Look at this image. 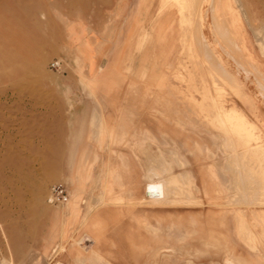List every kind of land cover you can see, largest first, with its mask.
I'll return each instance as SVG.
<instances>
[{"label":"rangeland","instance_id":"rangeland-1","mask_svg":"<svg viewBox=\"0 0 264 264\" xmlns=\"http://www.w3.org/2000/svg\"><path fill=\"white\" fill-rule=\"evenodd\" d=\"M138 6L147 10L137 26ZM169 13L174 50L197 47L212 83L219 82L209 102L196 103L200 109L210 103L216 113L223 111L225 78L256 87L250 74L264 87V0H0V264H103L89 242L82 240L83 248L75 243L84 234L70 235L63 227L65 206L50 205L46 197L52 184L62 182L70 199L83 151L91 161L85 140L93 133L103 136V120L114 131L112 144L121 146L134 123L156 109L154 95L160 92L154 77L170 79L168 54L162 53L170 44L150 25L156 15ZM56 59L59 70L50 67ZM179 77L186 93L191 81ZM162 90L167 97L168 87ZM177 98L186 104L184 94ZM233 117L227 118L229 126L249 136ZM209 224L204 230L184 227L172 244L164 239L170 220L163 227L147 223V244L131 240L135 261L116 264H264V245L250 244L258 241L251 234L243 239L245 231L234 229L230 240L246 245H231Z\"/></svg>","mask_w":264,"mask_h":264},{"label":"crops","instance_id":"crops-1","mask_svg":"<svg viewBox=\"0 0 264 264\" xmlns=\"http://www.w3.org/2000/svg\"><path fill=\"white\" fill-rule=\"evenodd\" d=\"M146 10L145 6L137 7L134 18L137 26ZM154 19L150 30L155 31L156 37L166 35L164 41L170 44L162 50L168 54L165 59L170 79L154 77L158 91L154 90L160 92L154 95L156 109L144 114L143 120L139 117L141 120L134 123L137 126L133 132H127L121 139V146L112 144L114 131L107 130L104 120L100 123L105 128L103 136L93 133L89 143L85 140L88 144L85 151H92L91 161L83 151L75 165L74 188L64 205L63 227L67 226L70 235L84 234L83 237L92 241L98 258L111 264L134 262L136 258H132L129 248L131 240L135 245L145 246L147 223L163 227L169 220L172 227H168L170 233L164 239L172 244L178 243L179 232L184 227L204 230L209 221L210 228L223 233L228 244L246 245L230 240L234 235L231 231L237 229L245 231L241 238L251 234L258 240L250 244L264 245V87L250 74L246 77L253 79L257 88L244 85L239 77L238 82L222 79L229 87L221 99L223 111L216 113L210 103L209 107L200 109L196 103L209 102L208 98L215 93L213 84L217 86L219 82L212 83L207 73L208 62L201 58L197 47L190 45L186 49L185 45L174 50L170 13L156 15ZM240 49L243 51L242 46ZM180 73L183 80L191 81L186 84V93L184 83L178 81ZM164 86L168 87L167 97L163 96ZM178 93L187 97L186 104L179 103ZM163 98H166L165 107ZM230 115L243 122L250 130L249 136L229 126ZM77 149L83 150L84 146ZM99 149L109 152L100 154ZM148 184L159 185L160 196H146ZM161 187L170 196L163 194ZM192 196L201 204L179 203ZM164 199L176 203L161 206L167 204L159 203Z\"/></svg>","mask_w":264,"mask_h":264},{"label":"built area","instance_id":"built-area-1","mask_svg":"<svg viewBox=\"0 0 264 264\" xmlns=\"http://www.w3.org/2000/svg\"><path fill=\"white\" fill-rule=\"evenodd\" d=\"M61 60L56 59L50 62V67L54 70L61 68ZM48 204L53 206L64 205L69 201V193L67 186L62 182H57L49 187V191L46 197Z\"/></svg>","mask_w":264,"mask_h":264},{"label":"bare ground","instance_id":"bare-ground-1","mask_svg":"<svg viewBox=\"0 0 264 264\" xmlns=\"http://www.w3.org/2000/svg\"><path fill=\"white\" fill-rule=\"evenodd\" d=\"M185 3H186V2H185ZM261 44H262V43H261ZM215 58H216L217 63H221V60H220V58H219L218 56H215ZM180 177H181V176H180ZM148 178H149V177H148ZM160 182H161V181H160ZM170 182H171V181H170ZM165 183H166V182H165ZM163 186H164V185H163ZM167 186H169V185L167 184ZM161 188H162V187H161ZM165 189H166V188H165ZM165 189H164V191H163V188H162V191L164 192V193H163V192H162V193H163V194H167V193H168V194H167V197H168V195L170 196V192L167 191V190H166V191H167V192H166ZM165 192H166V193H165ZM68 193H69V192H68ZM169 198H170V197H169ZM67 203H68V202H67ZM67 203H66V204H67ZM64 205H65V204H64ZM64 205H63V206H64ZM70 240H71V239H70ZM82 240L85 241V242H89L88 245L94 247L92 241H91L90 239H87V237H82V238L80 239V241H76L75 243H76L78 246H81V247L83 248V246H82V244H81V241H82ZM66 244H67V243H66ZM68 244H69V243H68ZM77 245H76V246H77ZM61 246L63 247L64 250H66V249H65V244H64V245H61ZM73 246H74V245H73ZM73 246H72V247H73ZM76 248H77V247H76ZM94 248H95V247H94ZM75 250H76V249H75ZM80 250H81V249H80ZM76 252H77V251H76ZM89 252H90V251H89ZM65 253H66V252H65ZM74 258H75V257H74ZM78 259H79V258H78ZM99 259H100V258H99ZM102 262H103V264H111V263H109V262H107L106 260H103V259H102Z\"/></svg>","mask_w":264,"mask_h":264},{"label":"water","instance_id":"water-1","mask_svg":"<svg viewBox=\"0 0 264 264\" xmlns=\"http://www.w3.org/2000/svg\"><path fill=\"white\" fill-rule=\"evenodd\" d=\"M160 189L159 185H147L145 189V195L148 197H158L160 196V192L158 191Z\"/></svg>","mask_w":264,"mask_h":264}]
</instances>
